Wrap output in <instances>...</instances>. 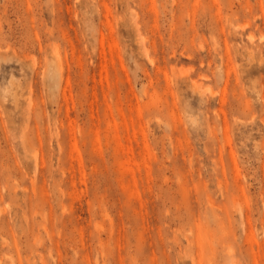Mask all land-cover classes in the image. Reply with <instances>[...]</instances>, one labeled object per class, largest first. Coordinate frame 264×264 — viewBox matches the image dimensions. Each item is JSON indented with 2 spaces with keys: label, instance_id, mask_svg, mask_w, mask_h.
I'll return each mask as SVG.
<instances>
[{
  "label": "rangeland",
  "instance_id": "obj_1",
  "mask_svg": "<svg viewBox=\"0 0 264 264\" xmlns=\"http://www.w3.org/2000/svg\"><path fill=\"white\" fill-rule=\"evenodd\" d=\"M0 264H264V0H0Z\"/></svg>",
  "mask_w": 264,
  "mask_h": 264
}]
</instances>
